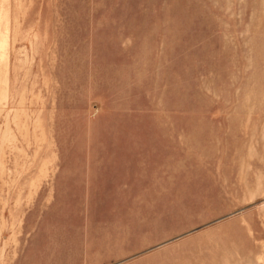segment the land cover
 Wrapping results in <instances>:
<instances>
[{"label": "rangeland", "instance_id": "1", "mask_svg": "<svg viewBox=\"0 0 264 264\" xmlns=\"http://www.w3.org/2000/svg\"><path fill=\"white\" fill-rule=\"evenodd\" d=\"M0 264H264V0H0Z\"/></svg>", "mask_w": 264, "mask_h": 264}]
</instances>
